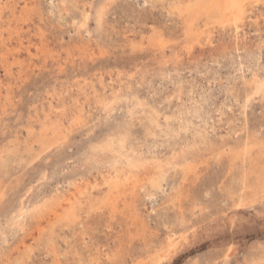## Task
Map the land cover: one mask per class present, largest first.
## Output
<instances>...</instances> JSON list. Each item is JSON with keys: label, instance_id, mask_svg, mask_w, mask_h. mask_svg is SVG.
Wrapping results in <instances>:
<instances>
[{"label": "rangeland", "instance_id": "374dc122", "mask_svg": "<svg viewBox=\"0 0 264 264\" xmlns=\"http://www.w3.org/2000/svg\"><path fill=\"white\" fill-rule=\"evenodd\" d=\"M193 2L0 0V264H264V0Z\"/></svg>", "mask_w": 264, "mask_h": 264}, {"label": "bare ground", "instance_id": "6f19581e", "mask_svg": "<svg viewBox=\"0 0 264 264\" xmlns=\"http://www.w3.org/2000/svg\"><path fill=\"white\" fill-rule=\"evenodd\" d=\"M26 1V0H25ZM30 1V0H29ZM251 0H194V2L193 3H189V4H187L186 6H184V8H182V10L180 11L182 14H185V13H187L188 14V16H190V14H192L193 13V16H195L194 15V13H198V14H201L202 13V15H204V20H205V22H204V28H207V24H209V23H212V22H215V21H223V20H226V19H235V18H240V17H244V15H242L243 13H244V10H245V5L247 4V3H249ZM13 2V1H12ZM24 2V1H23ZM253 3V2H252ZM25 4V3H24ZM29 4H30V2H29ZM32 5V4H31ZM34 6V5H33ZM249 6V5H248ZM4 7V6H3ZM14 7H16V6H14ZM13 7V8H14ZM22 7V6H21ZM31 7V6H30ZM23 8V7H22ZM1 10V9H0ZM11 11V10H10ZM31 11V10H30ZM12 13H14V11L12 12ZM19 13V12H18ZM17 13V14H18ZM10 14V13H9ZM186 15V14H185ZM11 16H13V14L11 15ZM24 16H25V14H24ZM27 17V16H26ZM196 19V17H189L188 19H189V25H190V28L191 27H193V26H197L196 25V22H194V20L193 19ZM15 19V18H14ZM236 20V19H235ZM0 21H2V20H0ZM8 21V20H7ZM11 21V20H10ZM239 21V20H238ZM15 22V21H14ZM185 22H187V21H185ZM209 22V23H208ZM20 23V22H19ZM232 24H233V22H231ZM1 24V23H0ZM13 24V23H12ZM17 25V24H16ZM188 25V24H187ZM188 25V26H189ZM3 26V25H2ZM8 26L9 27H11L12 25H10V23H8ZM1 27V26H0ZM4 27H5V25H4ZM0 29H2V27L0 28ZM5 29V28H4ZM8 29V28H7ZM20 29V28H19ZM16 30V29H15ZM18 30V29H17ZM3 31V30H2ZM10 31V30H9ZM12 31V30H11ZM200 33H201V31H199ZM6 35H8V34H6ZM14 35V34H13ZM19 35V34H18ZM0 36H2V33H1V35ZM4 37V36H3ZM21 38V37H20ZM5 39V38H4ZM7 39V38H6ZM13 39V38H12ZM16 39V38H15ZM160 39V38H159ZM1 40V39H0ZM161 41L163 40L162 38L160 39ZM2 42H3V40H1ZM0 41V42H1ZM159 41V40H158ZM158 41H156V42H158ZM5 42V41H4ZM19 42H21V41H19ZM165 42V41H164ZM17 43H18V41H17ZM22 43V42H21ZM2 44V43H1ZM4 44V43H3ZM156 44H159V42L158 43H156ZM8 45V44H7ZM10 45V44H9ZM44 45V44H43ZM159 46V45H158ZM11 47H12V45H11ZM1 48V47H0ZM5 48V47H4ZM43 48V47H42ZM11 49V48H10ZM44 50V49H43ZM2 51H4V50H2ZM7 51V50H6ZM1 53V52H0ZM4 54H5V52H4ZM8 54V53H7ZM6 55V54H5ZM4 55V56H5ZM2 56V55H1ZM7 56V55H6ZM2 58V57H1ZM7 59V58H6ZM2 60H3V58H2ZM1 62V61H0ZM7 93V92H6ZM51 121V120H50ZM43 126V125H42ZM44 126H45V124H44ZM41 127V126H40ZM29 129V128H28ZM40 129V128H39ZM33 130V129H32ZM53 131V130H52ZM51 131V132H52ZM62 131V130H61ZM54 132V131H53ZM46 133V132H45ZM41 134V133H40ZM60 134V133H59ZM44 135V134H43ZM35 136V135H34ZM42 136V135H41ZM47 136V135H46ZM63 136V135H62ZM61 136V137H62ZM33 137V136H32ZM32 139V138H31ZM39 139V138H38ZM42 139V138H41ZM33 140V139H32ZM119 141V140H118ZM40 143V142H39ZM57 143V142H56ZM124 145V144H123ZM109 149V148H108ZM130 150V149H129ZM134 150V149H133ZM101 153V152H100ZM99 153V154H100ZM102 154V153H101ZM109 154V153H108ZM104 155V154H103ZM112 164V163H111ZM116 165H117V163H116ZM160 166V165H159ZM158 166V167H159ZM118 167V166H117ZM116 169V168H115ZM158 169V168H157ZM113 171V170H112ZM121 173V172H120ZM160 173H162V172H160ZM109 174V173H108ZM115 174V173H114ZM127 175V174H126ZM125 175V176H126ZM147 176H148V174H147ZM150 176V175H149ZM154 176V175H153ZM143 178V177H142ZM145 178V177H144ZM113 179V178H112ZM134 179V178H133ZM147 179V178H146ZM149 179V178H148ZM114 180V179H113ZM119 180V179H118ZM123 182V181H122ZM136 182V181H135ZM139 182V181H138ZM143 182V181H142ZM152 182V181H151ZM119 183V182H118ZM133 183H134V181H133ZM133 183H131V184H133ZM82 184V183H81ZM128 184V183H127ZM136 184H138V183H136ZM135 184V185H136ZM143 184V183H142ZM114 185H116L115 183H114ZM158 185V184H157ZM86 186V185H85ZM125 186V185H124ZM139 186V185H138ZM143 186H144V184H143ZM153 186V185H152ZM90 187H92V186H90ZM141 187H142V185H141ZM134 188V187H133ZM135 188H137V187H135ZM135 188H134V190H135ZM90 190V189H89ZM114 190V189H113ZM69 191V190H68ZM76 191V190H75ZM118 191V190H117ZM80 192V191H79ZM132 192V191H131ZM73 193V192H72ZM77 193V192H76ZM113 193V192H112ZM115 193V192H114ZM87 194V193H86ZM130 194V193H129ZM61 195V194H60ZM94 195V194H93ZM55 196V195H54ZM89 196V195H88ZM61 197H63V196H61ZM67 197V196H66ZM74 197V196H73ZM53 198V197H52ZM55 198V197H54ZM106 197H104V199H105ZM63 199H65V201H69V198L67 197V198H63ZM76 199V198H75ZM78 199V198H77ZM83 199H86L85 197L83 198ZM108 199V198H107ZM106 199V200H107ZM48 200V199H47ZM55 201H56V199H54ZM53 199H52V201H54ZM61 200V199H60ZM74 200V199H73ZM106 200H105V202H106ZM124 200V199H123ZM130 200V199H129ZM54 201V202H55ZM58 201V200H57ZM65 201H63V202H65ZM87 201V200H86ZM88 201H89V199H88ZM103 201V200H102ZM108 201V200H107ZM109 201H111V200H109ZM126 201H128V200H126ZM49 202V201H48ZM71 202V201H70ZM105 202H104V204H105ZM125 202V201H124ZM123 202V203H124ZM44 203H45V201H44ZM57 204H58V202H56ZM55 203V204H56ZM73 203V202H72ZM71 203V204H72ZM126 203V202H125ZM124 203V204H125ZM42 204H43V202H42ZM52 204H54V203H52ZM80 203H78L77 204V206L79 205ZM89 204V203H88ZM91 204V203H90ZM89 204V205H90ZM45 205V204H44ZM108 205V204H107ZM114 205V204H113ZM116 205V204H115ZM46 206H48L49 207V205H46ZM74 206V205H73ZM96 206V205H95ZM104 206V205H103ZM124 205H122L121 207H123ZM131 206V205H130ZM41 207H43L42 205H40V208ZM52 207H53V205H52ZM62 207V206H61ZM64 207V206H63ZM66 207V206H65ZM72 207V206H71ZM93 207H94V205H93ZM121 207H120V209H121ZM127 207V206H126ZM38 209H39V207H37ZM51 208V207H50ZM74 208V207H73ZM97 208V207H96ZM37 209V212H39V210ZM42 209V208H41ZM63 209H66V208H63ZM88 209V208H87ZM95 209V208H94ZM119 209V208H118ZM124 209V208H123ZM129 209V208H128ZM127 209V210H128ZM44 210H46V208L44 209ZM67 210H68V208H67ZM97 210V209H96ZM126 210V209H125ZM48 211V210H47ZM51 211V210H50ZM52 213L56 216V214H58L59 212H58V210L57 209H55V208H53L52 209ZM73 210H71V212H72ZM77 211V210H76ZM120 211V210H119ZM42 212H45V211H43L42 210ZM75 212V211H74ZM123 212H124V210H123ZM128 212V211H127ZM40 213V212H39ZM51 213V212H50ZM62 214V213H61ZM64 214V213H63ZM66 214H67V212H66ZM73 214V213H72ZM74 214H76V213H74ZM78 214V213H77ZM38 215V214H37ZM47 215V214H46ZM53 215V216H54ZM70 215V214H69ZM121 215H123V214H121ZM40 216V215H39ZM43 217H44V215H42ZM48 216V215H47ZM64 216V215H63ZM72 216H75V215H72ZM77 216V215H76ZM57 217H59V216H57ZM40 218V217H39ZM127 218V217H126ZM131 218V217H130ZM69 219V218H68ZM74 219V218H73ZM56 220V219H55ZM61 220H63V219H61ZM130 220V219H129ZM49 222H50V220H48ZM52 221V220H51ZM60 221V220H59ZM59 221H57V222H59ZM52 222H54L55 223V221H52ZM62 222V221H61ZM68 222V221H67ZM37 223V222H36ZM69 223V222H68ZM38 225V224H37ZM54 225V224H53ZM42 226V225H41ZM45 227V226H44ZM49 227V226H48ZM66 227H67V225H66ZM36 228H37V226H36ZM37 230V229H36ZM49 230V229H48ZM37 232H38V230H37ZM44 232V231H43ZM40 233V232H39ZM40 235V234H39ZM97 260V259H96Z\"/></svg>", "mask_w": 264, "mask_h": 264}]
</instances>
